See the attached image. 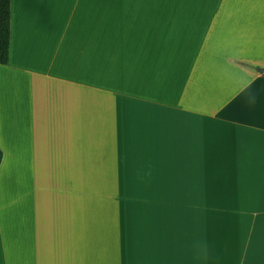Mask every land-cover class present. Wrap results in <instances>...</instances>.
<instances>
[{
	"label": "crops",
	"instance_id": "obj_1",
	"mask_svg": "<svg viewBox=\"0 0 264 264\" xmlns=\"http://www.w3.org/2000/svg\"><path fill=\"white\" fill-rule=\"evenodd\" d=\"M264 0H11L0 264H264Z\"/></svg>",
	"mask_w": 264,
	"mask_h": 264
},
{
	"label": "trees",
	"instance_id": "obj_2",
	"mask_svg": "<svg viewBox=\"0 0 264 264\" xmlns=\"http://www.w3.org/2000/svg\"><path fill=\"white\" fill-rule=\"evenodd\" d=\"M10 27L11 0H0V65L7 64L9 59ZM247 66L256 72H259L264 77L263 67L253 66L249 64ZM1 159L2 151L0 149V163Z\"/></svg>",
	"mask_w": 264,
	"mask_h": 264
}]
</instances>
